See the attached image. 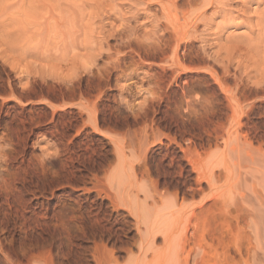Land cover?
Wrapping results in <instances>:
<instances>
[{"label":"rangeland","instance_id":"rangeland-1","mask_svg":"<svg viewBox=\"0 0 264 264\" xmlns=\"http://www.w3.org/2000/svg\"><path fill=\"white\" fill-rule=\"evenodd\" d=\"M0 264H264V0H0Z\"/></svg>","mask_w":264,"mask_h":264}]
</instances>
